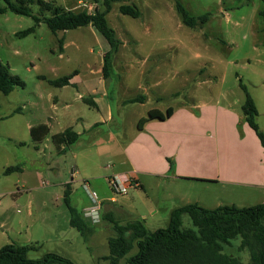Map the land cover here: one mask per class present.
Instances as JSON below:
<instances>
[{"label": "rangeland", "instance_id": "obj_1", "mask_svg": "<svg viewBox=\"0 0 264 264\" xmlns=\"http://www.w3.org/2000/svg\"><path fill=\"white\" fill-rule=\"evenodd\" d=\"M41 1L66 10H104L102 0L96 4L92 0ZM175 3L192 17L207 13L208 20L195 28L186 27ZM122 4L136 5L140 16L134 19L120 14L118 7ZM5 6L0 0V7ZM262 9L261 0L113 2L106 20L121 45L113 56L108 79L102 77L108 46L91 26L53 34L44 23L35 26L32 17L9 11L1 14L0 62L24 86L15 87L8 95L0 93V249L11 243L34 245L36 250L27 254L30 259L54 253L74 264H107L102 258L108 252L107 239L115 235L113 228L107 219L103 220L101 225L92 227L97 240H90L91 235L85 242L69 225L63 184L76 186L82 184L80 179L89 180L91 189L104 197L109 192L105 177L120 170L117 142L124 145L135 129L134 121L146 117L150 109L164 113L168 107L202 99H226L239 109L245 100L239 87L241 81L255 104L256 123L264 129V21L259 15ZM30 10L39 16L36 3ZM32 27L34 31L29 35L16 36ZM70 75L81 83L73 77L69 85L61 88L48 83ZM135 97L144 99L141 103H125ZM56 98L60 102H53ZM107 109L110 121L105 120ZM48 121L52 125L46 140L40 144L31 142L28 126ZM70 126L81 135L79 141L58 153L51 135ZM91 126V130H85ZM237 132L241 137L239 127ZM15 165H21V173L2 174ZM170 186L167 190L176 198H162L164 194L157 192L156 214L147 211L144 191L133 186L128 189L129 201L144 215L150 231L165 228L169 208L187 200L202 199L199 205L204 208H243L260 204L261 193L264 194L261 189L200 185L187 186L178 196V190ZM17 190L20 193L12 196ZM112 197L122 200L120 195ZM183 227H192L186 216ZM238 245L239 239H235L224 251L247 263L248 253L239 251ZM136 252L134 247L119 264H127L126 259Z\"/></svg>", "mask_w": 264, "mask_h": 264}, {"label": "trees", "instance_id": "obj_2", "mask_svg": "<svg viewBox=\"0 0 264 264\" xmlns=\"http://www.w3.org/2000/svg\"><path fill=\"white\" fill-rule=\"evenodd\" d=\"M5 7H0V15L11 12L20 16L32 17L35 26L46 24L53 33L65 32L80 27L91 26L107 43L108 49L103 56L102 77L108 79L112 74V59L117 53L121 42L116 37L114 30L108 25L106 16L110 12L111 3L119 0H102L103 11L95 9L92 13L86 11L66 10L52 6L41 0H3ZM81 1V0H80ZM95 4L99 0H92ZM263 9L259 12L264 21V0H261ZM36 3L39 7V16L31 13L30 6ZM176 12L181 22L188 28L203 25L209 15L203 14L192 17L185 8L175 3ZM122 15L138 18L140 11L134 4H122L118 7ZM49 16H45L46 14ZM34 28L19 32L16 36L25 37L32 33ZM62 39L59 40L62 48ZM73 75L49 80L54 87L69 85ZM24 83L16 76L9 73L7 65L0 62V93L8 95L15 87H22ZM239 87L245 93V100L241 112L245 123L256 134L264 150V129L260 130L256 124L257 110L252 98L248 95L246 87L239 81ZM143 97H135L125 103H141ZM172 108L165 112L150 109L145 118L137 123V128L150 120H165L172 115ZM48 135L45 125H38L30 129L32 142H40ZM79 135L71 128L51 137L56 146L64 149L77 142ZM172 163L170 162V167ZM21 170V165L9 166L3 175H9ZM71 189L64 186L63 201L69 212V225L75 229L86 242L93 234V228L86 225L79 212L70 204ZM188 217L192 227H183V218ZM115 235L107 241L108 255L102 259L107 264H119L131 250L136 247L137 252L126 259L127 264H264V203L251 207L238 208L236 206H219L206 209L197 204H188L171 210L168 224L165 228L150 231L142 220H134L125 224L111 222ZM239 239L238 250L246 251L249 259L247 263L225 253L226 246L231 241ZM36 250L34 245L7 244L0 249V264H74L71 260L54 254L47 253L40 259H30L27 254Z\"/></svg>", "mask_w": 264, "mask_h": 264}, {"label": "crops", "instance_id": "obj_3", "mask_svg": "<svg viewBox=\"0 0 264 264\" xmlns=\"http://www.w3.org/2000/svg\"><path fill=\"white\" fill-rule=\"evenodd\" d=\"M73 78L77 77L74 76ZM79 82L81 83V81ZM53 102L58 103L60 101L56 98ZM241 106L238 109L233 102H227L226 99H202L190 105L181 104L175 108L171 107L173 111L170 117L162 121L150 120L141 129L137 128V123L145 117L137 119L133 125L135 131L133 130L130 133L128 141L124 145L117 142L120 147L117 151L121 152L120 170L105 177L107 185L110 176H130L134 182L133 187L136 190L145 192L147 201L144 204L150 214L158 212L154 202L158 200L157 192L164 194L162 198L167 196L171 200L176 198L173 192L167 190L169 185H172L171 188L175 187L178 190L174 191L178 196L181 195L180 190L187 186L198 187L200 185L212 188L228 187L229 189L246 187L261 189L263 192L264 150L254 131L245 123ZM105 120H111L109 111ZM39 125H45L49 134L52 122L48 121ZM32 127L36 126H28L29 136ZM92 127L85 130L89 131ZM238 127L242 131L241 137L237 132ZM68 128L73 130L72 126ZM258 128L263 130L259 126ZM74 132L79 135L78 131ZM46 137L36 143H42L46 140ZM56 149L59 151L58 153L66 151L63 146L56 147ZM170 161L172 163L171 167ZM21 172L22 169L11 174ZM80 180L86 181L91 189L89 180ZM72 184H63L64 186L69 185L71 189L70 204L75 209L79 208V214L86 225L90 227L101 225L102 221L106 219L112 228V221L125 224L130 221L145 219L144 215L139 214L138 210L132 205V201H129L127 193L120 195L122 200L118 201L115 197H112L110 190L106 195H103L104 197H99L97 191L91 189L97 193L100 204L99 217L93 222L83 214L84 210L91 206L88 196L82 190L83 182L82 184L79 182L76 186ZM107 188L109 189L108 186ZM19 193L20 190H17L15 193L12 192L11 195L15 196ZM200 200H187L186 203L170 207L169 212L174 208L188 204L201 205ZM261 203H264V194L262 193ZM214 208L206 207V209ZM143 222L145 225V220ZM94 235L93 232L90 240H97V238H93ZM110 237H113V235ZM105 255H108L107 251Z\"/></svg>", "mask_w": 264, "mask_h": 264}, {"label": "built area", "instance_id": "obj_4", "mask_svg": "<svg viewBox=\"0 0 264 264\" xmlns=\"http://www.w3.org/2000/svg\"><path fill=\"white\" fill-rule=\"evenodd\" d=\"M134 186V182L128 175H113L108 178V187L114 195H125L128 189ZM82 188L90 200V207L84 210L85 217L95 222L99 217L100 204L98 195L91 190L86 181H83Z\"/></svg>", "mask_w": 264, "mask_h": 264}]
</instances>
